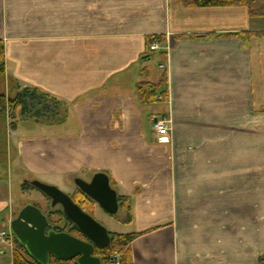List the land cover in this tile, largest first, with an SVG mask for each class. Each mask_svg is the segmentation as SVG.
<instances>
[{"label": "crops", "instance_id": "0c3cea01", "mask_svg": "<svg viewBox=\"0 0 264 264\" xmlns=\"http://www.w3.org/2000/svg\"><path fill=\"white\" fill-rule=\"evenodd\" d=\"M264 18L184 0H0V95L32 88L64 124L9 131L0 161V233L14 180L106 174L128 217L134 264H259L264 256ZM158 43L160 53L150 52ZM163 66V68H161ZM166 78L167 99L138 86ZM17 117V116H16ZM171 134L158 137L155 119ZM7 228H9L7 230ZM8 232V233H9ZM13 244V245H12ZM0 236V264H14Z\"/></svg>", "mask_w": 264, "mask_h": 264}, {"label": "water", "instance_id": "95a60500", "mask_svg": "<svg viewBox=\"0 0 264 264\" xmlns=\"http://www.w3.org/2000/svg\"><path fill=\"white\" fill-rule=\"evenodd\" d=\"M29 184L51 201L52 208L60 206L65 219L85 238L82 240L69 233L51 230L49 217L40 208L27 205L11 221L10 230L29 256L39 264H51L52 259L62 264H102L95 251L110 245L112 238L108 230L55 186L39 181ZM75 185L106 214L118 215L120 198L106 174H96L91 182L77 179Z\"/></svg>", "mask_w": 264, "mask_h": 264}, {"label": "trees", "instance_id": "16d2710c", "mask_svg": "<svg viewBox=\"0 0 264 264\" xmlns=\"http://www.w3.org/2000/svg\"><path fill=\"white\" fill-rule=\"evenodd\" d=\"M184 5L191 9L200 8H228V7H245L249 10L252 18H264V0H184ZM254 37L263 38L264 33L252 34ZM154 43V41L152 42ZM5 45L0 41V78L6 74L5 69ZM167 80L164 78L159 85H153L148 82L140 83L138 86L140 101L144 104H155L161 101V99H167ZM41 93L43 97L56 101L58 104L63 105L58 100L52 98L50 95L40 92L39 90L32 88L22 89L14 98H9L6 95H0V113L9 114V117L16 121V113L19 109L25 112L30 109V100H35L37 94ZM69 111L67 110V113ZM16 126V124H13ZM27 188V184L24 185ZM81 198V201L80 199ZM120 198V208L125 207L127 204L126 198ZM73 201L86 213L85 204L97 205L91 199H89L80 190L76 198H72ZM91 215V213H88ZM92 216V215H91ZM72 232L76 238L84 240V236L77 230ZM112 241L106 249H96L95 256L100 258L102 264H134L133 258L130 252L133 242L140 237L138 234H112ZM14 243L18 246V250L14 252V264H39L32 259L25 248L19 244L14 237ZM119 256V259L116 257ZM51 264H61L56 259H52ZM259 264H264V256L260 258Z\"/></svg>", "mask_w": 264, "mask_h": 264}, {"label": "rangeland", "instance_id": "374dc122", "mask_svg": "<svg viewBox=\"0 0 264 264\" xmlns=\"http://www.w3.org/2000/svg\"><path fill=\"white\" fill-rule=\"evenodd\" d=\"M264 40L263 38H260ZM2 84L0 83V88ZM29 110L22 111L19 109L16 113L17 122H22L25 126H30L29 124L38 123L44 126L52 125H61L64 124L68 118L67 110L64 108V105L58 104L56 101L46 98L41 93L37 94L36 99L29 101ZM13 120L9 117V114L0 113V161H5L6 164V140L9 131L16 128L12 123ZM16 123V121H15ZM17 124V123H16ZM43 184L55 186L71 198H76L79 189L70 188L61 182H50V181H40ZM20 180L16 179L11 184L13 188L12 200L15 203L16 211L13 218H17L19 212L27 205H34L42 210V212L49 217L50 223L52 225L51 230L55 232H65L72 234L75 231V227L69 223L62 212L60 206L52 208L51 201L41 194L36 189L32 188L28 183L27 188H24V185L21 186L20 190ZM81 201V198H79ZM124 208V207H123ZM85 209L88 213H91L93 218L105 227L110 233L111 238L112 234H123L125 230L123 222L127 220V216L124 214L123 209L120 208V211L117 216H110L106 214L98 205L85 204ZM10 228V227H9ZM7 228V230L9 229ZM6 232V231H5ZM9 231H7L8 233ZM15 250H18V246L14 243ZM15 252V251H14Z\"/></svg>", "mask_w": 264, "mask_h": 264}, {"label": "built area", "instance_id": "2783aa9c", "mask_svg": "<svg viewBox=\"0 0 264 264\" xmlns=\"http://www.w3.org/2000/svg\"><path fill=\"white\" fill-rule=\"evenodd\" d=\"M161 47L160 45L156 42L150 47V52L152 53H160ZM163 68V66H161ZM172 122L168 118H159L155 119L153 122V129L155 134L158 137H166L170 136L171 134V128H172ZM0 236L2 239L7 238L10 242L14 243V236L12 235L11 231L9 233L7 232H2L0 233ZM13 245V244H12ZM119 259V256H116Z\"/></svg>", "mask_w": 264, "mask_h": 264}, {"label": "flooded vegetation", "instance_id": "af4514ba", "mask_svg": "<svg viewBox=\"0 0 264 264\" xmlns=\"http://www.w3.org/2000/svg\"><path fill=\"white\" fill-rule=\"evenodd\" d=\"M93 217V216H92ZM75 229H77V228H75ZM62 264V263H61ZM70 264H75V262H71Z\"/></svg>", "mask_w": 264, "mask_h": 264}]
</instances>
